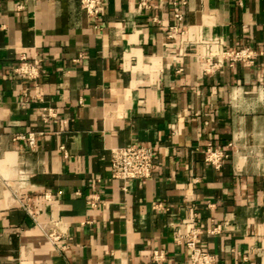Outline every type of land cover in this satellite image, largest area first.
Here are the masks:
<instances>
[{
    "label": "crops",
    "instance_id": "1",
    "mask_svg": "<svg viewBox=\"0 0 264 264\" xmlns=\"http://www.w3.org/2000/svg\"><path fill=\"white\" fill-rule=\"evenodd\" d=\"M182 1L102 0L92 19L79 0H0V264H186L193 213L215 264H264V0ZM242 46L262 54L205 71ZM130 144L156 147L150 178L111 179Z\"/></svg>",
    "mask_w": 264,
    "mask_h": 264
},
{
    "label": "built area",
    "instance_id": "2",
    "mask_svg": "<svg viewBox=\"0 0 264 264\" xmlns=\"http://www.w3.org/2000/svg\"><path fill=\"white\" fill-rule=\"evenodd\" d=\"M181 2H183L181 0ZM79 4L86 17L96 19L100 14V8L102 6V0H79ZM144 4V1H141ZM177 19H180L178 14L175 15ZM177 31L178 27H170L167 31V37L171 38ZM182 33L181 31H179ZM260 51H256L249 46H242L235 49L223 50L213 58L211 65L205 69H217L226 65L232 67L235 63H244L250 65L254 62V58L261 55ZM16 75L24 77L28 81H36L39 78V71L37 69L36 62L30 63L26 60L24 55H21L16 67L13 69ZM55 118V113L52 109L44 108L41 110L40 119L43 123H48L49 120ZM24 139L29 147L34 146V137L27 135L19 137ZM157 154V149L154 145H142V144H130L124 147H116L109 150V166L111 179L120 181L131 180H145L150 178L154 170V160ZM204 162L213 168L219 170L223 159L226 158V154L218 148L207 144L201 151ZM47 199V197L45 196ZM87 205L94 206V201L88 200ZM24 211L34 217L31 214L28 205H21ZM155 208L163 209L160 205H156ZM195 214L191 215V224L188 229L178 237V243H183L187 254L186 264H215L214 257L207 251H204L198 245V233L199 229L194 225ZM58 221H50L49 226L44 228L45 235L49 240V243L58 250L65 248V235L61 232H57L59 226ZM38 224V223H37ZM221 227L218 225L209 230V233H219ZM154 263H159L164 260V254L162 251H154L151 257Z\"/></svg>",
    "mask_w": 264,
    "mask_h": 264
}]
</instances>
